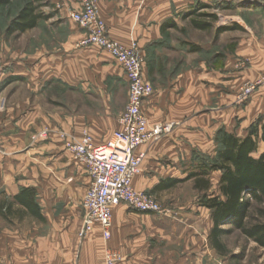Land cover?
Here are the masks:
<instances>
[{
  "label": "crops",
  "instance_id": "0c3cea01",
  "mask_svg": "<svg viewBox=\"0 0 264 264\" xmlns=\"http://www.w3.org/2000/svg\"><path fill=\"white\" fill-rule=\"evenodd\" d=\"M44 1L53 8L45 20L54 26L46 30L39 25L13 43L0 32V264H104L106 247L119 254L116 264H204L206 209L197 204L191 181L157 187L169 180L182 182L197 167L207 142L204 133L211 129L206 121L239 138L258 121V147L264 152V87L237 102L242 86L264 75V3L227 0L247 6L248 15L236 17L241 35L213 70L204 63V31L183 18L204 0H97L108 37L126 47L136 44L143 58L142 78L153 88L141 107L149 126L173 124L168 135L136 150L144 158L132 182L137 192L168 204L171 220L122 204L112 209L111 236L105 242L99 225L85 238L78 236L90 178L64 150L57 132L77 138L87 132L95 145L106 143L119 126L110 92L106 86L97 90L94 71L99 67L107 77L114 76L127 95L125 76L101 49L75 47L85 32L69 13L80 8L81 0ZM167 20L176 27L162 31ZM50 35L60 38H53L58 48L51 52L46 47ZM240 61L244 68L238 67ZM51 79L59 90L55 107L47 95ZM98 95L103 98L100 110ZM44 128L51 131L48 140L33 144L31 136ZM22 188L34 190L43 219L17 203H4Z\"/></svg>",
  "mask_w": 264,
  "mask_h": 264
},
{
  "label": "built area",
  "instance_id": "2783aa9c",
  "mask_svg": "<svg viewBox=\"0 0 264 264\" xmlns=\"http://www.w3.org/2000/svg\"><path fill=\"white\" fill-rule=\"evenodd\" d=\"M263 2L264 0H256ZM69 19L85 32L75 44L77 49L95 46L107 52L121 67L127 84V101L120 113L115 130L109 140L95 145L92 137L84 132L80 138L58 131L57 135L74 162L83 166L90 183L82 201L84 216L78 236L85 238L99 225L105 242L110 240L112 209L125 205L138 213L168 217L169 209L163 207L153 196L137 192L132 185L141 172L144 154L136 150L157 142L168 135L173 124L149 126L141 111L144 100L153 93L152 86L143 80V58L136 44L126 47L111 40L107 27L99 17L97 0H81L80 8L69 13ZM239 68L245 62L238 63ZM264 87V75L255 81L246 82L237 94V102H245ZM51 131L44 128L31 136L33 144L48 140ZM119 254L106 247L103 251L104 264H116Z\"/></svg>",
  "mask_w": 264,
  "mask_h": 264
},
{
  "label": "trees",
  "instance_id": "16d2710c",
  "mask_svg": "<svg viewBox=\"0 0 264 264\" xmlns=\"http://www.w3.org/2000/svg\"><path fill=\"white\" fill-rule=\"evenodd\" d=\"M14 0H0V12L10 6ZM44 0H24L11 20L3 27L4 38L18 37L26 31L38 27L46 19L40 12V4ZM47 5V3L45 2ZM210 6L198 4L183 18H189L191 26L199 31H209L216 16L200 12ZM209 19L210 22L206 20ZM173 20H167L165 28H175ZM231 28L217 29V32L237 30ZM193 48V51H198ZM258 121L253 124L247 136L237 137L233 133L219 128L215 134L214 142L217 145L215 155L208 162H199L194 171L180 182L169 180L158 189H169L179 183L191 181L194 191L198 193L197 204L208 210L212 227L208 234V244L220 255H224L221 243L223 237L239 232L241 236L254 242L264 249V152L258 147ZM264 141V127L261 135ZM219 173L217 190L213 191L212 174ZM4 203H17L36 219H43L35 203L33 189L22 188L13 200H4ZM9 210L6 207L5 212ZM223 226L228 228L224 229Z\"/></svg>",
  "mask_w": 264,
  "mask_h": 264
},
{
  "label": "rangeland",
  "instance_id": "374dc122",
  "mask_svg": "<svg viewBox=\"0 0 264 264\" xmlns=\"http://www.w3.org/2000/svg\"><path fill=\"white\" fill-rule=\"evenodd\" d=\"M24 0H14L13 3L5 7L0 12V27L5 26L11 18L15 15L17 10L21 7ZM40 4V12L45 15L47 12L52 11V7L49 4H45V2ZM204 4L210 6L209 9L201 10L200 12L206 14H212L216 16V22L212 23V28L209 31L204 32V35H201V39L204 41V63L207 69L217 70V65L219 62L222 63V60L225 58V54L230 52L236 46L234 42V37L240 36V29L223 31L218 33L217 29L231 28L233 26H237L236 20L246 18L248 15L247 6L237 5L232 3V1L227 0H204ZM236 17H238L236 19ZM46 20L41 21L39 25L46 30L54 26L50 22H45ZM210 22L209 19L206 20ZM189 20L187 21L188 25ZM231 24V25H230ZM38 25V26H39ZM191 37L194 39H200L199 35H195V33H191ZM53 38L59 40L58 35H50L49 40L46 41V47L48 51H52L53 49H57L58 46L54 45ZM6 40L13 43L15 41V37H9ZM8 43V42H6ZM54 45V46H53ZM94 48V47H93ZM100 49V48H99ZM101 51L105 52L101 49ZM109 55L107 52H105ZM246 65V64H245ZM97 75V84L98 89L100 90L103 87H107V94L110 92V105L114 112V118L117 116V120L119 117V113L125 107L127 101L126 90L122 83L114 82L115 77L113 78L107 77L102 68H97L94 71ZM111 72H115V69L111 67ZM20 79V78H19ZM112 81V83H111ZM207 82V81H205ZM8 84V83H7ZM48 100L51 105L54 107L57 103V94L59 93L57 83L55 79H51L46 83ZM62 91V89H60ZM110 90V91H109ZM103 98L102 96H97L95 101L97 110H100V106L102 105ZM204 113H208L207 110L209 108L204 107ZM115 113L117 114L115 116ZM119 114V115H118ZM115 121V120H114ZM207 128H211L210 131L207 130L204 134V138H207V142H204V155L200 154L197 159L199 162H208L215 155V151L217 148L216 143L214 142V137L217 130L212 129L213 126L209 124V122H205ZM219 179V173L212 174L211 189L213 191L217 190V183ZM166 198H168V194H163ZM155 198V197H154ZM156 199V198H155ZM159 201L158 199H156ZM159 203L169 209L170 206L166 203ZM172 215V214H171ZM165 218V217H164ZM172 217H168L167 219L171 220ZM212 227V222L210 220V213L204 210V264H264V249L257 246L254 242L247 240L243 236L239 234V232H233L230 236L223 237L221 239V243L224 247V255H220L215 250H213L208 244V234ZM222 228L226 229L227 226H223Z\"/></svg>",
  "mask_w": 264,
  "mask_h": 264
}]
</instances>
